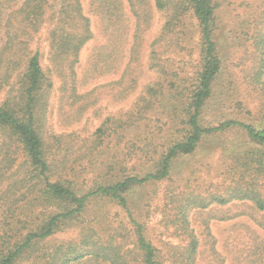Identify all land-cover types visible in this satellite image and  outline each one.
Instances as JSON below:
<instances>
[{
    "label": "rangeland",
    "instance_id": "1",
    "mask_svg": "<svg viewBox=\"0 0 264 264\" xmlns=\"http://www.w3.org/2000/svg\"><path fill=\"white\" fill-rule=\"evenodd\" d=\"M90 2L82 0L83 11L91 19L93 37L80 51L77 82L64 83L54 74V90L44 120L47 141L52 140L51 134L64 136L63 144L55 146L53 151L57 166L53 178L59 174L70 175L82 192L96 185L106 172L121 178L151 170L155 162L153 150H165L168 139L177 137L169 133L165 116L150 110L142 118L135 114L144 87L154 86L160 80L159 73L149 66V57L151 44L159 36L165 16L152 2L143 32L133 46L136 31L127 1H124V14L120 19L127 29L117 27L111 35L104 33L102 21L93 12ZM217 4L222 70L215 81L213 96L204 107L203 122L216 126L226 120H238L264 126V96L261 99L260 92L251 84L253 70L259 62L253 37L259 23L264 28V0H217ZM184 18L186 23L181 31L161 40L158 50L173 80L187 87L196 70L200 37L192 14ZM49 29L50 24L46 22L31 48L41 49L42 64L53 75L47 41ZM110 54L116 59L109 60ZM96 62L100 64L97 67ZM3 98L1 93L0 102ZM108 118L111 121L108 122ZM120 119L137 120L125 130L117 128L119 133H115L113 130ZM104 124L107 132L98 144L96 131ZM250 145L243 128L228 126L206 135L194 153L176 159L170 177L132 190L131 209L145 224L146 235L158 248L162 264H180L176 255L187 242L176 223L180 213L178 203L171 196L184 193L182 202L186 204L193 192L201 196L224 193L227 186L238 180L230 175L234 160H244L243 152ZM262 189L264 191V186ZM103 214L105 217L98 222L97 218ZM186 214L189 227L199 239V264H264V212L251 200L214 202L207 207L194 205ZM80 220L92 224L102 238H107L111 232L117 242H121L123 251L132 254V259L136 258V252L132 253L135 227L124 208L108 198H95ZM4 224L6 221L0 216L2 231ZM80 232L81 226L57 231L43 242L39 253L18 264H50L48 247L63 241L76 244L82 239ZM24 233L19 237L23 238Z\"/></svg>",
    "mask_w": 264,
    "mask_h": 264
},
{
    "label": "trees",
    "instance_id": "2",
    "mask_svg": "<svg viewBox=\"0 0 264 264\" xmlns=\"http://www.w3.org/2000/svg\"><path fill=\"white\" fill-rule=\"evenodd\" d=\"M124 1L128 3L135 25L133 46L143 32L152 4L165 16L159 36L151 44L149 57V66L159 73L160 80L154 86L148 84L144 87L135 114L142 118L150 110L158 116H165L169 133L177 137L168 139L165 150H153L155 162L151 170L121 178L106 172L102 180L82 192L70 175L59 174L53 178L57 167L53 151L55 146L63 144L64 136L51 134L52 140L47 141L44 120L54 90V74L64 83L77 82L80 51L93 37L91 19L83 11L82 0H0V94H4L0 102V216L6 221L3 231L0 230V264H18L24 258L34 257L43 249L45 240L71 226H81L82 239L76 244L63 241L48 247V263L162 264L158 248L146 235L145 224L131 209V192L135 187L170 177L176 159L194 153L206 135L228 126L243 128L251 144L243 152L244 160H234V166L230 168V175L238 180L227 186L224 193L205 196L190 193L186 204L182 202L184 193L171 196L180 209L176 222L180 235L187 241L182 252L176 255L177 259L180 264H199V239L189 227L186 214L190 207L251 200L259 211L264 212V181H260L264 180V126L238 120H226L215 126L206 124L202 118L222 70L217 0H91L90 5L101 19L104 33L111 35L117 27L127 29L120 22ZM188 13L198 23L200 48L191 84L183 87L163 66L158 45L161 40L181 31ZM46 22L50 24L47 41L53 75L42 64L41 49L31 48ZM256 29L253 38L259 62L253 70L251 84L263 99L264 28L259 23ZM114 59L116 57L110 54L109 60ZM99 65L96 62V67ZM136 120L120 119L113 131L119 133L117 128L125 130ZM105 124L96 131L98 144L107 132ZM19 157L21 160H17ZM95 198H108L126 210L135 227V251L132 253L136 252V258L132 259V254L123 251L121 242H117L111 232L107 238H102L92 224L80 220ZM103 217L104 214L97 218L98 222ZM24 231L23 238L19 237Z\"/></svg>",
    "mask_w": 264,
    "mask_h": 264
}]
</instances>
